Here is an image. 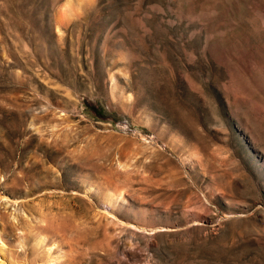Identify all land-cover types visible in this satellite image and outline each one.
<instances>
[{"label":"rangeland","instance_id":"rangeland-1","mask_svg":"<svg viewBox=\"0 0 264 264\" xmlns=\"http://www.w3.org/2000/svg\"><path fill=\"white\" fill-rule=\"evenodd\" d=\"M0 264H264V0H0Z\"/></svg>","mask_w":264,"mask_h":264},{"label":"bare ground","instance_id":"bare-ground-1","mask_svg":"<svg viewBox=\"0 0 264 264\" xmlns=\"http://www.w3.org/2000/svg\"><path fill=\"white\" fill-rule=\"evenodd\" d=\"M114 195H115L116 198H118V197L124 198V195H123V193L121 192V190H116V191L114 192Z\"/></svg>","mask_w":264,"mask_h":264}]
</instances>
